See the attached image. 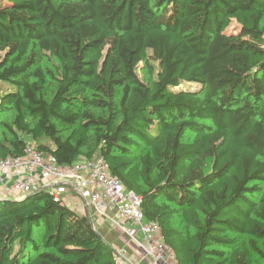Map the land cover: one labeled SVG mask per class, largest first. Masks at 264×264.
Listing matches in <instances>:
<instances>
[{
	"label": "trees",
	"instance_id": "obj_1",
	"mask_svg": "<svg viewBox=\"0 0 264 264\" xmlns=\"http://www.w3.org/2000/svg\"><path fill=\"white\" fill-rule=\"evenodd\" d=\"M31 142L102 157L179 264L264 261V0H0V158ZM113 251L45 189L0 199V264Z\"/></svg>",
	"mask_w": 264,
	"mask_h": 264
},
{
	"label": "built area",
	"instance_id": "obj_2",
	"mask_svg": "<svg viewBox=\"0 0 264 264\" xmlns=\"http://www.w3.org/2000/svg\"><path fill=\"white\" fill-rule=\"evenodd\" d=\"M43 189L63 203L67 196L77 195L89 216L97 213L119 228L152 264H179L163 241L159 225L145 219L141 198L111 174L102 157L62 165L51 154L29 145L20 156L0 158L1 196L17 197ZM113 255L117 264H130L125 248H115Z\"/></svg>",
	"mask_w": 264,
	"mask_h": 264
},
{
	"label": "crops",
	"instance_id": "obj_3",
	"mask_svg": "<svg viewBox=\"0 0 264 264\" xmlns=\"http://www.w3.org/2000/svg\"><path fill=\"white\" fill-rule=\"evenodd\" d=\"M83 205V204H82ZM84 206V205H83ZM85 212L89 213L84 207ZM90 220L94 229L115 249L125 248L130 264H152L151 260L144 255V252L137 243L114 226L111 222L105 220L102 216L95 213L94 217L90 212ZM139 237L141 235L139 234Z\"/></svg>",
	"mask_w": 264,
	"mask_h": 264
},
{
	"label": "rangeland",
	"instance_id": "obj_4",
	"mask_svg": "<svg viewBox=\"0 0 264 264\" xmlns=\"http://www.w3.org/2000/svg\"><path fill=\"white\" fill-rule=\"evenodd\" d=\"M25 2V1H23ZM238 30L237 26L235 23H232L229 28H227V32L228 33H236V31ZM137 73L139 78L144 81V82H150L152 79L155 78L157 71H158V62L152 59H147L145 61H141L139 62V64L137 65ZM2 120H8L9 119V113L8 112H4L1 115ZM31 145H34V142L30 143ZM8 198H12L14 199L15 197L13 195H9ZM65 204L71 208L73 211H75L76 213L82 214L85 212L84 210V206L82 205V201L81 199L77 196V195H69L66 198V202ZM92 216L94 217L95 213L93 214V212H91ZM258 244L260 245V242H258ZM254 264H264L263 260H259L255 257V262Z\"/></svg>",
	"mask_w": 264,
	"mask_h": 264
},
{
	"label": "water",
	"instance_id": "obj_5",
	"mask_svg": "<svg viewBox=\"0 0 264 264\" xmlns=\"http://www.w3.org/2000/svg\"><path fill=\"white\" fill-rule=\"evenodd\" d=\"M33 193H34V192H33ZM33 193L23 194V195H21V196H17V197H15V198H16V199L26 198V197L31 196ZM4 198H8V197L1 196V195H0V199H4Z\"/></svg>",
	"mask_w": 264,
	"mask_h": 264
}]
</instances>
